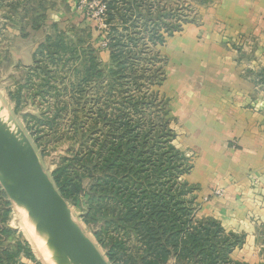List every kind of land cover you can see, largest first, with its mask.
I'll use <instances>...</instances> for the list:
<instances>
[{
	"label": "rangeland",
	"instance_id": "374dc122",
	"mask_svg": "<svg viewBox=\"0 0 264 264\" xmlns=\"http://www.w3.org/2000/svg\"><path fill=\"white\" fill-rule=\"evenodd\" d=\"M16 1L0 0V107L51 180L63 160L77 159L68 178L83 193L66 202L105 261L154 259L162 242L149 239L144 217L155 203L180 223L218 224V236L231 246L224 264H264V178L243 173L215 144L196 142L189 118L175 108L176 95L167 93L174 90L166 87L167 48L187 28L202 26L212 1L30 0L27 9L11 10ZM49 36L77 52L53 47L50 59L40 48ZM257 40L244 31L226 44L256 68L264 60ZM126 144L140 160L118 161L134 165L132 174L97 172L116 146ZM82 158L95 166L92 174L83 170ZM7 202L5 225L15 233L2 248L15 254L10 264H53L26 213ZM166 264L185 262L171 254Z\"/></svg>",
	"mask_w": 264,
	"mask_h": 264
},
{
	"label": "crops",
	"instance_id": "0c3cea01",
	"mask_svg": "<svg viewBox=\"0 0 264 264\" xmlns=\"http://www.w3.org/2000/svg\"><path fill=\"white\" fill-rule=\"evenodd\" d=\"M211 1L203 9L202 26L187 28L167 48L171 79L166 87L174 85L167 93L176 95L175 108L189 118L196 142L215 144L218 153L225 150L233 165L246 169L243 173L263 179L264 60L250 67L249 60L234 57L226 41L233 43L245 31L264 47V0ZM229 142L237 148H227Z\"/></svg>",
	"mask_w": 264,
	"mask_h": 264
},
{
	"label": "trees",
	"instance_id": "16d2710c",
	"mask_svg": "<svg viewBox=\"0 0 264 264\" xmlns=\"http://www.w3.org/2000/svg\"><path fill=\"white\" fill-rule=\"evenodd\" d=\"M38 2L41 5L44 3L46 4L44 0H38ZM29 4L30 0H17L15 3L11 4L10 7L11 10H21L19 7H22V10H25ZM53 47L61 48L65 51L64 53H67L66 51L70 50L77 52V49L74 50V47L72 46L68 47L67 43L62 39H57V41L51 42L49 36L46 38L45 44L40 45V48H45L47 52L40 49V53L42 54L43 52H46L48 53L47 55L49 58L52 59L55 55L54 50H51ZM110 48L114 56V47L110 46ZM92 67H94V65ZM83 82L85 83V76L83 77ZM125 151L126 153L129 152L128 156H126ZM138 155L139 153L135 148L130 147L128 144H126L125 148L116 146L100 164L97 172L101 171L102 174H110L111 178H116L117 174L121 172L132 174L134 172L132 169L134 168V165L127 164V162H119L118 160L125 157L126 160L133 159L137 162L140 160ZM76 160L77 159L63 160V162L60 163V166L52 173L53 183L66 201L74 200L79 194L83 193L82 187L79 185H73L68 178V169ZM81 160H83V170L85 171V167H88V172L92 174L93 169H90L89 167L95 166L92 165L91 162H85V158H82ZM91 177L94 178L95 176L92 175ZM113 192L116 194L115 191ZM127 200H133L132 196L126 197V201ZM129 201L125 203L126 206ZM7 203V196L0 187V264H10L15 257V254H12L10 250L2 248L5 237H10L15 233L14 230H11L5 225L10 213V208H6L8 206ZM167 203H165V205H169L170 202L167 201ZM147 211L148 217H144L147 235H149V239L152 237L156 243L162 242V245L157 246L159 250L155 254L154 259H136L134 264H166L171 254H176V259L179 263L224 264L227 251L231 249V246L230 244L224 243L225 239L221 241V238L218 236V232H220L218 224L212 222L211 224L204 223L195 226L189 224L188 221L180 223L175 215L166 214V208L164 206H157L155 203H152ZM141 214L142 211L140 212L137 210H133L131 213L132 216L138 215L136 219L139 216L142 217Z\"/></svg>",
	"mask_w": 264,
	"mask_h": 264
},
{
	"label": "water",
	"instance_id": "95a60500",
	"mask_svg": "<svg viewBox=\"0 0 264 264\" xmlns=\"http://www.w3.org/2000/svg\"><path fill=\"white\" fill-rule=\"evenodd\" d=\"M0 186L11 202L29 211L67 264H108L74 223L66 200L43 171L35 152L26 145L21 147L2 125Z\"/></svg>",
	"mask_w": 264,
	"mask_h": 264
},
{
	"label": "bare ground",
	"instance_id": "6f19581e",
	"mask_svg": "<svg viewBox=\"0 0 264 264\" xmlns=\"http://www.w3.org/2000/svg\"><path fill=\"white\" fill-rule=\"evenodd\" d=\"M0 125L5 126V128L9 131V133L17 139V141L21 147H25V145L23 144V141L21 139L20 134L17 132L16 128L14 127V125L12 124V122L7 117L6 113L2 110L1 107H0ZM17 209H19L18 206H17ZM21 211L26 213V215H27V217H28V219L32 225V228L36 233L35 236L36 237L38 236L39 238L41 237V239H43L44 242L46 243L47 250L52 253L51 255L49 253V256H50V260L53 262V264H67V261L61 255H59L57 253V249L53 245L52 240L47 236V232L42 230V228L37 225L36 220L31 219L29 211H26V210H21ZM53 254H56V256Z\"/></svg>",
	"mask_w": 264,
	"mask_h": 264
},
{
	"label": "built area",
	"instance_id": "2783aa9c",
	"mask_svg": "<svg viewBox=\"0 0 264 264\" xmlns=\"http://www.w3.org/2000/svg\"><path fill=\"white\" fill-rule=\"evenodd\" d=\"M79 2L78 3H84L86 2L85 0H78Z\"/></svg>",
	"mask_w": 264,
	"mask_h": 264
}]
</instances>
